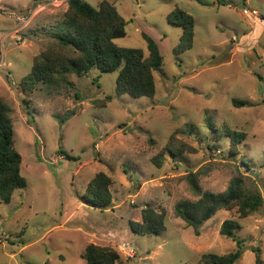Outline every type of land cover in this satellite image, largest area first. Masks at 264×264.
I'll return each instance as SVG.
<instances>
[{"label": "rangeland", "instance_id": "374dc122", "mask_svg": "<svg viewBox=\"0 0 264 264\" xmlns=\"http://www.w3.org/2000/svg\"><path fill=\"white\" fill-rule=\"evenodd\" d=\"M83 1L94 8L106 1L125 20L116 46L148 55L142 32L157 43L156 91L116 96L118 72L90 70L68 75L72 85L37 84L23 93L33 59L58 48L67 0H1L0 99L12 111L26 186L0 202V264H86L88 245L114 250L119 264H198L204 254L236 250L219 234L226 220L238 224L245 247L260 248L264 264V204L243 219L237 207L219 210L199 236L174 214L176 203L199 198L188 172L212 193L241 178L264 202V0ZM177 8L193 18L194 37L190 50L174 55L182 29L166 18ZM233 99L247 105L234 108ZM227 130L244 134L233 155ZM99 173L111 182L104 209L83 198ZM146 206L165 213L158 235L130 229ZM235 264H255L254 253L244 250Z\"/></svg>", "mask_w": 264, "mask_h": 264}, {"label": "trees", "instance_id": "16d2710c", "mask_svg": "<svg viewBox=\"0 0 264 264\" xmlns=\"http://www.w3.org/2000/svg\"><path fill=\"white\" fill-rule=\"evenodd\" d=\"M217 3L224 4L222 0H217ZM166 19L168 24L182 29L173 54L179 55L190 50L194 37L193 18L177 8L172 10ZM125 25V20L115 7L106 1H101L94 8L83 0H67L65 18L59 26V34L54 35L58 48H50L33 59L31 72L20 83L22 92L31 94L37 84L72 85L67 81L68 75L75 74L81 77L90 70H97L101 73L118 72L115 80L116 96H128L133 99L152 98L156 91L153 73L160 70L163 57L157 43L143 32L141 36L146 42L148 55L139 49L116 46L114 40L126 36ZM246 105V101L232 100L234 108ZM11 112L9 105L0 99V202L4 204L11 201L15 190L26 186L25 179L20 175L21 156L14 148ZM226 135L231 139L230 154L233 155L235 144L243 140L244 134L227 130ZM58 154L65 159H72L61 149L58 150ZM186 179L192 192L199 198L192 202L176 203L174 214L184 221L187 227L192 228L196 236L200 235L202 225L219 210L237 207L238 216L243 219L259 211L264 204L258 193L244 190L241 178H234L221 193L201 191L192 172H188ZM110 183V179L103 173L97 174L86 189L84 201L96 208H107L111 203L108 190ZM164 218L163 210L157 212L146 206L141 209V222H131L129 226L136 235H158L165 229ZM236 228L238 224L235 221L226 220L219 230L220 236L235 243L234 252L222 256L204 254L198 264H235L247 249L254 253L255 264H262L260 248L245 247L244 240L235 235ZM82 259L86 264H119V255L114 250L94 245L85 248Z\"/></svg>", "mask_w": 264, "mask_h": 264}, {"label": "built area", "instance_id": "2783aa9c", "mask_svg": "<svg viewBox=\"0 0 264 264\" xmlns=\"http://www.w3.org/2000/svg\"><path fill=\"white\" fill-rule=\"evenodd\" d=\"M2 11V7H1V0H0V12ZM130 257H133V255L131 253L128 254Z\"/></svg>", "mask_w": 264, "mask_h": 264}]
</instances>
